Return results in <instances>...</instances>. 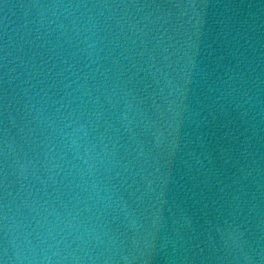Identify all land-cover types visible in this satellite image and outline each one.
I'll return each instance as SVG.
<instances>
[{"label":"water","instance_id":"95a60500","mask_svg":"<svg viewBox=\"0 0 264 264\" xmlns=\"http://www.w3.org/2000/svg\"><path fill=\"white\" fill-rule=\"evenodd\" d=\"M141 264H264V182Z\"/></svg>","mask_w":264,"mask_h":264}]
</instances>
